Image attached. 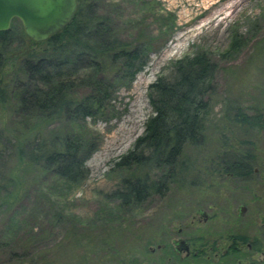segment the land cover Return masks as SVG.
Segmentation results:
<instances>
[{
    "label": "rangeland",
    "instance_id": "374dc122",
    "mask_svg": "<svg viewBox=\"0 0 264 264\" xmlns=\"http://www.w3.org/2000/svg\"><path fill=\"white\" fill-rule=\"evenodd\" d=\"M85 1L108 18L119 41L145 49L146 66L131 81L117 75L106 107L77 124L40 120L34 112L11 116L0 106V264H178L173 239L180 237L192 251L200 245L196 239L203 240L204 256L187 264H221L209 246L227 234L228 182L215 163L227 157L229 133L237 129L233 105L264 102V0ZM10 25L16 41L7 48L0 78L12 71L25 34L18 19ZM197 52L207 53L216 71L202 140L185 145L181 155L187 171L162 196L122 203L111 192L121 191L123 179L145 174L116 162L153 114L149 86L168 77L177 59ZM104 77L115 81L112 74ZM89 92L81 87L77 94ZM74 130L90 152L85 179L68 185L36 168L19 169L16 145L22 139ZM199 208L212 219L198 223Z\"/></svg>",
    "mask_w": 264,
    "mask_h": 264
},
{
    "label": "trees",
    "instance_id": "16d2710c",
    "mask_svg": "<svg viewBox=\"0 0 264 264\" xmlns=\"http://www.w3.org/2000/svg\"><path fill=\"white\" fill-rule=\"evenodd\" d=\"M22 35L21 52L12 71L0 78V106L11 116L34 112L40 120L53 117L77 124L106 107L111 100L109 88L116 84L117 75L131 81L147 62L145 49H129L119 41L108 18L98 14L96 7L85 0H77L73 18L48 39L35 42ZM15 41L13 25L0 31L1 66L7 48ZM215 71L216 64L208 54L197 52L177 59L168 77L160 76L150 84L153 114L132 149L116 162L117 167L145 174L123 179L121 191L116 188L111 192L113 198L139 204L148 197L162 196L181 172L187 171L188 165L181 155L185 145L199 144L202 140ZM111 74L114 83L104 77ZM81 87L90 92L78 96ZM16 135L17 132L13 140L18 142ZM16 147L19 169L36 168L68 185L88 175L85 161L90 152L75 130L54 132L41 139L25 137ZM149 172L156 173L150 178Z\"/></svg>",
    "mask_w": 264,
    "mask_h": 264
},
{
    "label": "flooded vegetation",
    "instance_id": "af4514ba",
    "mask_svg": "<svg viewBox=\"0 0 264 264\" xmlns=\"http://www.w3.org/2000/svg\"><path fill=\"white\" fill-rule=\"evenodd\" d=\"M232 110H235L233 127L237 129L229 133L227 157L216 162L217 174L226 176L228 182L225 198L228 229L225 236L210 241L209 250L216 263L264 264V102L244 109L233 105ZM196 214L198 223L212 219L201 208ZM196 240L200 245L192 251L190 241L173 239L172 257H177L178 264L204 256L203 240L199 237ZM150 251L154 252L151 248Z\"/></svg>",
    "mask_w": 264,
    "mask_h": 264
},
{
    "label": "water",
    "instance_id": "95a60500",
    "mask_svg": "<svg viewBox=\"0 0 264 264\" xmlns=\"http://www.w3.org/2000/svg\"><path fill=\"white\" fill-rule=\"evenodd\" d=\"M76 10L77 0H0V31L17 18L26 36L41 42L66 26Z\"/></svg>",
    "mask_w": 264,
    "mask_h": 264
}]
</instances>
